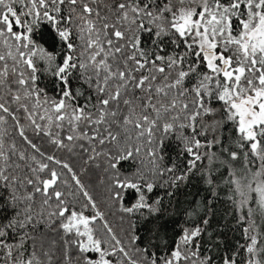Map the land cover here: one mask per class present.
Segmentation results:
<instances>
[{
	"label": "snow or ice",
	"instance_id": "obj_1",
	"mask_svg": "<svg viewBox=\"0 0 264 264\" xmlns=\"http://www.w3.org/2000/svg\"><path fill=\"white\" fill-rule=\"evenodd\" d=\"M0 264H264V0H0Z\"/></svg>",
	"mask_w": 264,
	"mask_h": 264
}]
</instances>
